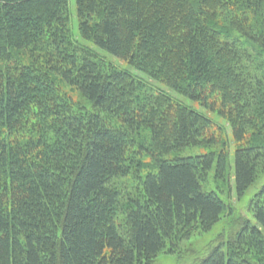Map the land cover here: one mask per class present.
<instances>
[{
    "label": "trees",
    "instance_id": "obj_1",
    "mask_svg": "<svg viewBox=\"0 0 264 264\" xmlns=\"http://www.w3.org/2000/svg\"><path fill=\"white\" fill-rule=\"evenodd\" d=\"M69 1L0 0V264H153L220 221L226 204L204 181L213 168L225 177L228 155L222 143L183 156L212 120L162 107L166 95L142 94L144 81L75 45ZM76 5L85 39L229 117L247 142L235 151L238 194L264 175V0ZM143 129L149 144L136 139ZM136 153L155 168L124 198L114 181ZM251 211L198 264H264V182Z\"/></svg>",
    "mask_w": 264,
    "mask_h": 264
},
{
    "label": "rangeland",
    "instance_id": "obj_2",
    "mask_svg": "<svg viewBox=\"0 0 264 264\" xmlns=\"http://www.w3.org/2000/svg\"><path fill=\"white\" fill-rule=\"evenodd\" d=\"M70 8V29L72 41L79 48H88L99 54L106 61L113 63L115 66L122 70L130 71L135 77L144 81L145 92L142 94L149 93L152 96L157 97V95L163 96L164 101L160 104L162 107H166L168 102L175 104L180 103L186 107H191L208 118L213 122L211 129L209 130L208 136L205 137V141L195 147H187L182 151L183 156H190L195 154L204 153L208 151L209 148H213L216 145H221L220 147L228 155V167L225 173V177L221 178L215 176L214 170L207 175L204 185L208 190H215L219 193L221 198L226 204V212L221 217L220 221L207 232L201 231L200 229L195 230L191 236L182 241L175 251L171 248H166L162 251L154 260L153 264H198L201 258L207 254V252L216 244L218 240H224L227 236L232 234L233 228L236 225V221L245 218H250L254 220L253 213L251 211V199L258 188L264 182V175L256 179V181L248 188V190L242 195L238 194L235 185V151L240 147L245 145L247 142H238L233 136V125L228 116L223 115L219 110H211L203 106L200 101H193L188 97L180 93H176L172 89L168 88L165 84L160 81L151 78L146 73H142L135 70L127 60L115 57L112 54L98 48L91 40H87L81 33L80 23L77 14L76 0L69 1ZM56 82L63 92L69 95L76 103L80 105L90 106V103L78 92L74 87L70 86L68 83L63 81L60 77H56ZM141 136L137 137V141H142L150 143L149 131L143 129L140 131ZM211 135L212 141H216V144L209 145V136ZM145 140V141H144ZM219 149V147H217ZM133 170L126 177H121L116 179L115 185L121 191L124 198L129 196H134L135 192L139 190L141 179L144 177L145 173L150 169L155 168V163L147 155H138V153L133 154ZM229 229V230H228ZM235 231V230H234Z\"/></svg>",
    "mask_w": 264,
    "mask_h": 264
}]
</instances>
